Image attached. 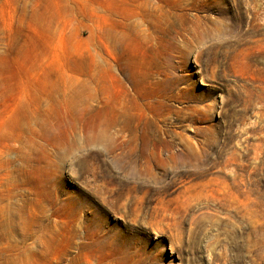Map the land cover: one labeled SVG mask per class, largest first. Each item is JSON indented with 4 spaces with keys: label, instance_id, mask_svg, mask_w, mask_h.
I'll list each match as a JSON object with an SVG mask.
<instances>
[{
    "label": "rangeland",
    "instance_id": "374dc122",
    "mask_svg": "<svg viewBox=\"0 0 264 264\" xmlns=\"http://www.w3.org/2000/svg\"><path fill=\"white\" fill-rule=\"evenodd\" d=\"M0 264H264V0H0Z\"/></svg>",
    "mask_w": 264,
    "mask_h": 264
},
{
    "label": "bare ground",
    "instance_id": "6f19581e",
    "mask_svg": "<svg viewBox=\"0 0 264 264\" xmlns=\"http://www.w3.org/2000/svg\"><path fill=\"white\" fill-rule=\"evenodd\" d=\"M110 38H111V36H112V34H111V32H110V34H107Z\"/></svg>",
    "mask_w": 264,
    "mask_h": 264
}]
</instances>
